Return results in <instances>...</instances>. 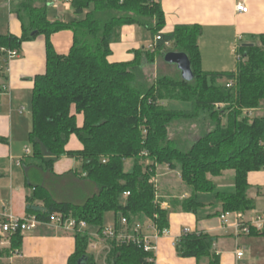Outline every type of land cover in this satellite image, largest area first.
<instances>
[{"label": "trees", "instance_id": "1", "mask_svg": "<svg viewBox=\"0 0 264 264\" xmlns=\"http://www.w3.org/2000/svg\"><path fill=\"white\" fill-rule=\"evenodd\" d=\"M49 1L11 0L10 11L22 32L0 34V79L5 77L10 50L19 52L24 42L46 37V70L33 79L32 153L24 164L32 194L27 197L26 216L49 223L61 214L85 221L101 234L105 214L111 211L117 232L124 229L123 217L129 228L151 221L161 230L168 229L170 210L158 196L157 166L178 170L189 188V197L180 203L185 212L198 214L202 194L212 192L222 201V212L254 210L248 176L264 170V114L252 118L248 112L264 109V33L239 47L236 71L209 72L202 67L198 42L202 27L179 24L164 33L165 12L157 0H72L75 16L70 21L50 19ZM127 25L144 26L155 39L161 38L154 41V48L135 50L129 61H112V44L121 39ZM63 30L73 33L66 54L51 41L54 33ZM170 51L189 56L192 81L167 74L152 79L148 68L159 59L169 64L164 57ZM169 101L186 102L192 108H169ZM199 117L198 138L188 142L171 137L175 121ZM72 135L82 149L67 148ZM64 156L79 160L81 171L57 174L55 163ZM129 159L133 164L126 170ZM227 170L235 171V190L216 192L212 177ZM252 234L264 235V229ZM73 235L76 247L68 264H97L88 254L94 240L89 230L76 229ZM4 239L10 246L0 245V264L23 247L19 231L0 235V242ZM217 240L209 233L187 231L177 240L176 251L180 257L220 264L214 250ZM104 242L110 246L107 264H156L155 253L134 242L116 238Z\"/></svg>", "mask_w": 264, "mask_h": 264}, {"label": "crops", "instance_id": "2", "mask_svg": "<svg viewBox=\"0 0 264 264\" xmlns=\"http://www.w3.org/2000/svg\"><path fill=\"white\" fill-rule=\"evenodd\" d=\"M157 1L165 12L164 33L174 31L179 24H198L202 27L198 42L205 71H236L238 57L235 48L255 41L264 33V0ZM239 2L248 7V12L237 11ZM66 4L71 5L68 2ZM53 5L49 2V7ZM58 15L50 19L66 20L62 12L59 11ZM6 29L4 34H21L22 26L15 14L11 13ZM51 41L59 53L66 54L73 43V33L70 30L54 33ZM154 41L155 36L148 28L140 25L124 26L121 39L112 44L113 54L110 59L129 61L134 58L135 50L148 48ZM2 61L4 62L3 58ZM45 70L44 35L24 42L18 56L4 65L5 77L0 79V137L4 138L0 141V218H4L6 214L19 217L27 215V197L32 194L24 173V164L31 156L26 153V148L32 149L29 141L32 113L31 110L28 111L27 106L31 105L33 79ZM78 119L81 124L82 116ZM67 148L80 150L83 146L78 137L72 135ZM74 159L76 158L64 156L57 160L55 172L63 174L70 170L79 171L75 167ZM155 177L162 205L170 210L168 233L160 235L155 242L156 264H209L208 260L198 262L193 257L184 258L178 255L175 244L185 230L217 236L214 250L219 255L220 264H264V235H236L233 228L223 225L220 219L223 204L216 193L213 201H210L213 192L202 194L203 206L198 214L188 213L182 210L180 203L189 197L190 190L183 183L178 170L157 166ZM212 179L216 184V192L235 190L234 170H227ZM248 180L249 196L255 200L256 207L245 214L247 217L264 216V170L251 172ZM114 224L115 218L109 226ZM73 232L54 225L40 224L35 229L22 233V249L3 258V263L68 264L69 257L76 247ZM3 241L10 246L9 239ZM239 251H243L241 257L237 255Z\"/></svg>", "mask_w": 264, "mask_h": 264}, {"label": "built area", "instance_id": "3", "mask_svg": "<svg viewBox=\"0 0 264 264\" xmlns=\"http://www.w3.org/2000/svg\"><path fill=\"white\" fill-rule=\"evenodd\" d=\"M64 1L71 3L72 0ZM236 9L241 13L248 12V7L242 2L237 4ZM160 38V36H157L155 41L159 40ZM154 46L155 42L152 43L149 48H154ZM235 52L239 60L241 56L239 53V46L235 48ZM18 54L19 52L17 50H10L8 52L9 60L18 56ZM228 86L230 85L228 84ZM248 114L249 116H252L251 110L248 112ZM26 153L31 154L32 149L26 148ZM155 182L156 184L158 183L156 179ZM129 194V192L125 193V195ZM220 219L223 225L233 228L236 235H250L252 230L262 231L264 229V216L261 215L247 217L246 214L242 212H222L220 214ZM39 224L51 226L54 225L73 231L76 229L84 230L88 227V224L85 221H77L73 218H65L61 214L54 215L49 223H42L34 216L19 217L13 214H6L4 216V221L0 222V235L6 236L17 231L24 233L29 229H35ZM121 224L124 226L123 231L117 232L115 226L112 225L105 228L101 234H95V236L99 237L100 241L116 238L121 242H134L142 246L146 251L154 252L156 249L155 242L158 237L162 234L168 233V229L161 230L155 223L151 221L146 223L137 222L133 227L129 228L127 218L123 217L121 218ZM187 231L188 230H185V232ZM0 243L4 244V241H1ZM237 255L241 257L243 255V251H239Z\"/></svg>", "mask_w": 264, "mask_h": 264}, {"label": "rangeland", "instance_id": "4", "mask_svg": "<svg viewBox=\"0 0 264 264\" xmlns=\"http://www.w3.org/2000/svg\"><path fill=\"white\" fill-rule=\"evenodd\" d=\"M64 1V0H63ZM50 3H53L54 5L52 7H49V18H56V16H59V11L64 14V17L66 21H70L74 18V11L72 9V6L70 4H66L67 2H62L61 0H52L49 1ZM9 0H0V34L6 33L5 30L8 26L9 20H10V10H9ZM64 31V30H63ZM61 32V31H60ZM148 71L151 73L152 79L155 80L157 76L159 75H172L175 77H182V73L177 68L176 65L173 64H166L161 59L157 60V62L148 68ZM28 105V104H27ZM169 108L173 109H181V110H189L191 109V105L186 102H180V101H169L168 104ZM28 111L31 110L30 107L27 106ZM27 111V112H28ZM253 115L252 118L255 116H261L264 114V109L258 108L251 110ZM170 134L172 138L176 139H182L186 141H192L198 138L200 136V117L195 120H177L174 122L173 126H171ZM30 145V144H29ZM75 161V167L79 171H81V164L80 161L77 159H74ZM133 164V160L129 159L126 162L125 168L126 170H129ZM158 184V183H157ZM83 196L89 195L88 193H83ZM215 193L212 194V198H210V201L214 200ZM81 200H83L82 197H80ZM115 218L114 212H107L105 214V221L104 226L107 228L111 223H113ZM40 225V224H39ZM38 227V226H37ZM87 229L89 232L94 235V240H92V243L90 247L88 248V254H93L95 259L97 260V264H107L106 262V255L107 252L110 250V246L108 243L104 241H100L99 237L95 236L97 234L96 230L97 228L92 225H88ZM107 240V239H105ZM1 247H5L6 245L9 247L8 243L1 244ZM6 264H9V262H6Z\"/></svg>", "mask_w": 264, "mask_h": 264}, {"label": "water", "instance_id": "5", "mask_svg": "<svg viewBox=\"0 0 264 264\" xmlns=\"http://www.w3.org/2000/svg\"><path fill=\"white\" fill-rule=\"evenodd\" d=\"M164 59L167 63L177 66V68L182 73V78L184 80L192 81L194 79V72L191 66V61L186 53L179 51H170L165 54Z\"/></svg>", "mask_w": 264, "mask_h": 264}]
</instances>
